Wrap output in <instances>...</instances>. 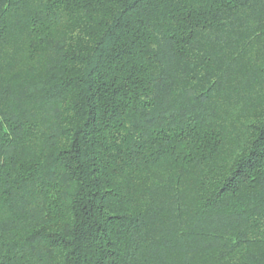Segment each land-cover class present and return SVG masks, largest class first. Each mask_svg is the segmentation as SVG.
<instances>
[{
    "label": "trees",
    "instance_id": "trees-1",
    "mask_svg": "<svg viewBox=\"0 0 264 264\" xmlns=\"http://www.w3.org/2000/svg\"><path fill=\"white\" fill-rule=\"evenodd\" d=\"M0 264H264V0H0Z\"/></svg>",
    "mask_w": 264,
    "mask_h": 264
}]
</instances>
